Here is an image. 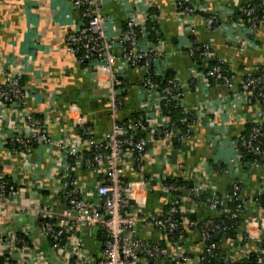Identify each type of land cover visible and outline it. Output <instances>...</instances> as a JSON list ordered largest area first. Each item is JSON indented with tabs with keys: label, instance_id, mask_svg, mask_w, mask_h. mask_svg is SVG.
I'll return each instance as SVG.
<instances>
[{
	"label": "crops",
	"instance_id": "1",
	"mask_svg": "<svg viewBox=\"0 0 264 264\" xmlns=\"http://www.w3.org/2000/svg\"><path fill=\"white\" fill-rule=\"evenodd\" d=\"M199 1L208 9L205 14L215 13L222 17L219 26L208 28L204 22L205 14L200 12L195 16L194 31L187 28L186 21L178 14L176 0H100L99 8L105 17L106 31L111 36L126 26L128 17L139 19L144 11L150 13V10H156L158 38L153 40L148 36V40L163 41L165 48L156 63V75L168 71L174 73L181 90V106L184 112H193L196 118L191 134L182 139L183 145L179 148L163 150L162 130H156L152 134L156 141L149 143L143 159H124L125 179L138 181L161 171L183 177L188 183L184 185L181 196L188 207H191L189 193L185 196L183 191L190 189L189 184L193 180L207 181L219 196L229 194L233 183L239 182V199L244 204L243 219L252 224L248 231L243 229L248 242L239 244L232 239L219 246L223 248L224 255L253 249L255 241L252 232L260 233L264 245V207L258 201V196L264 192V153L260 156L259 165H255L248 159L249 153L245 158L244 147L236 143L243 137L247 126L259 118L258 100L253 95L242 94L239 78L254 73L264 79V21L257 23L250 32L253 45L240 51L239 40L247 31L242 29L239 32L232 22L240 19L237 16L244 13L246 5L254 0ZM73 2L0 0V86L6 83L7 76L20 75L23 87L31 91L22 108L0 105V172L5 180L12 182L17 193L0 206V235L12 232L17 236V231L25 233L31 251L27 255L22 249V242L17 241L11 244L7 255H0L3 257L0 264L31 260L30 257L40 253L50 264H79L74 257L67 258L61 251L49 247L48 238L39 225L41 218L36 214L39 207L62 206L64 202L63 195L55 192L52 183L54 174L64 175L70 171L74 185L83 190V196L96 204L101 203L96 191L88 193V188L94 187L97 182V174L92 169L79 168L74 162L64 159L55 145L39 146L29 152L21 144L22 150L9 148L17 136L23 139L31 137L27 115L45 117L48 120L45 131L54 140L70 142L75 137L84 138L85 135L78 129L80 121H83L86 127L93 130L94 139L103 142L114 123L110 109L113 74L117 75V81L122 84L120 88H123L118 95L122 100L116 116L118 121L137 114L148 95L143 86L144 72L140 67L125 66L119 62L108 67L101 64L97 57L80 62L68 51L69 37L78 26L86 23L84 7L75 6ZM141 36L144 41L146 37ZM205 43L213 47V59L218 62L221 59L223 65L236 74L232 89L223 82H211L209 78L193 74V69L199 64L191 57L189 48L193 44ZM112 51L120 55L124 47L116 44ZM202 72L204 70L200 66L198 73ZM118 88L116 85V92H119ZM162 100L160 96L157 101ZM262 123L264 126V114ZM61 129H64L62 133ZM237 146L241 151L239 164ZM173 150L177 151L174 162L171 157ZM163 158H167L164 165L161 163ZM137 193L145 199L142 213H163L167 210L168 201L160 190L148 189L141 184ZM191 209V214L188 212L186 216L196 221L197 227L183 228L185 235L180 237V241L184 248L198 255L203 249L200 222L220 214L203 202H196ZM98 231V227L81 231L85 251L96 258L103 256L105 241L104 235L98 239ZM136 236L147 242L164 240L159 230L142 222L137 225Z\"/></svg>",
	"mask_w": 264,
	"mask_h": 264
},
{
	"label": "built area",
	"instance_id": "2",
	"mask_svg": "<svg viewBox=\"0 0 264 264\" xmlns=\"http://www.w3.org/2000/svg\"><path fill=\"white\" fill-rule=\"evenodd\" d=\"M100 0H74L75 6H83V18L86 23L80 25L71 34L67 42V49L80 62L92 60L97 57L101 64H106L110 67L113 63L119 62L125 66L140 67L144 72L143 86L148 90V95L140 105V109L135 125H146L147 137L135 138L133 133L137 126L132 123L125 125L121 124L116 119L117 113L121 108L122 100L118 96L123 91L120 88L122 84L117 81L116 74L112 76V100L111 114L114 118V123L111 132L103 142H98L94 139L93 130L86 127L83 121H80L78 129L85 137L73 138L72 141L54 140L50 134L45 131L48 120L39 118L34 115H27L26 122L29 127V139H23L17 136L14 140L21 144L26 151L34 150L39 146L52 144L58 147L60 155L64 159L72 161L79 168L86 167L92 169L98 176L94 187L88 188V193L96 191L101 199V203L96 204L89 201L83 196L82 191L77 188L71 178L70 171L64 175L54 174L52 181L56 194L64 195L62 206L58 204L39 207L36 214L43 219L41 230L44 236L53 238L54 245L52 248L64 253L68 257H74L79 264H221L207 263L205 253H213L215 244H211L206 248V240L214 232L221 230L219 226H213L212 220L204 222L201 228L202 234V251L197 255H193V251L184 248L180 241V237L176 235L177 231L189 227H197V222L188 219L186 213L192 212L196 205L195 197L208 192L209 197L206 204L212 209H221L222 212H229L232 218H238L239 212L244 211V204L237 207V211H231L228 207L229 202L234 198L239 199L241 186L239 182H234L233 192L225 196H219L217 191L207 181L193 180L189 189L188 204H184L181 192L184 186L175 182H168L167 179L172 174L158 172L157 175L142 177L138 181L125 179L124 159L134 158L135 160L143 159L146 155V148L149 143L156 141L152 134L156 130H162L161 146L163 150L173 148V130L171 128L172 121L170 117L163 113L160 102L157 100L160 96L164 99L172 96V90L177 86L176 79L172 81V86L165 89H159L158 85L152 78V72L156 75L155 67L157 61L163 56L165 48L164 42H154L148 40L149 34L146 32L147 22L150 18L149 11H144L141 17H128L126 26L122 28L115 36L109 35L105 27V17L100 12ZM178 6V14L187 23V28L194 31V20L197 13H204L208 10L205 5L199 0H176ZM256 6L252 2L245 7L246 14L250 17V24H246L244 19H235L232 22L234 27L246 29L247 33L241 36L238 49L244 51L247 46L253 45V39L250 38L257 23L263 19L255 15ZM264 12V0L260 6ZM204 22L208 28L219 26L222 22V17L218 14H205ZM141 34L146 37L144 41L140 39ZM142 37V36H141ZM124 47V52L120 55L113 53L114 45ZM197 51L204 57V62L193 69L195 76H203L207 79L213 77L217 82L225 83L230 89L235 85L237 79L236 74L231 70L226 71L222 66H208V60L214 58L215 53L213 47L209 43L193 44L189 48L191 57L194 58ZM221 64L223 62L219 61ZM202 67L204 72L198 73L199 67ZM239 85L242 94L253 95L251 90L260 87V91L255 96L258 100L259 118L255 122V126L248 137L237 139V144H241L248 152L258 156L253 164L259 165L260 156L263 155V147L260 137L263 130V114H264V79L261 76H255L249 73L240 76ZM20 75L7 76L6 83L0 86V105L3 107L12 106L22 108L30 96L31 91L25 89L21 83ZM119 86L116 92L115 86ZM181 97V94H178ZM182 105L181 98L179 99ZM186 119H184L185 121ZM126 126V127H125ZM130 130V131H129ZM64 129H61L62 133ZM132 131V132H131ZM188 137L187 135L185 136ZM184 139V137H183ZM34 142L35 146L32 147ZM133 146L138 153L135 156L134 152L129 149ZM84 148V149H83ZM91 151L92 157H87L85 152ZM237 164L241 156L240 149L236 148ZM137 157V158H135ZM161 163H167V158H163ZM68 169V167H67ZM264 177V176H263ZM143 184L145 188H156L162 192L168 201V208L163 213H142V207L145 206V199L137 193L138 187ZM71 186V189H67ZM14 186H8L7 180L0 172V206L4 204L12 196H16ZM240 200V199H239ZM139 213V214H137ZM182 213V216H179ZM0 214L1 211H0ZM137 215V216H136ZM185 215V216H184ZM244 218V216H243ZM48 219L53 220L49 221ZM142 222L148 226H152L159 230L164 236L163 241L147 242L136 236L137 225ZM252 222L243 219L242 229L248 231ZM100 228L104 230V249L103 256L96 258L85 251L81 240V231L89 228ZM250 232V231H249ZM67 234L68 239L64 245L56 242L63 235ZM251 234V232H250ZM251 236L254 239V247L250 250H240L227 255L225 262H237L244 258H249L252 254L258 256V261L262 262L264 255L263 238L260 233L252 232ZM249 236V237H251ZM245 236L238 234L237 242L243 243ZM20 242L18 237L12 233L0 235V255H7L12 248L11 244ZM22 249L29 255L30 244L22 243ZM206 248V250H205ZM26 259L23 262L14 261L7 264H50L46 257L40 253ZM10 260V259H9Z\"/></svg>",
	"mask_w": 264,
	"mask_h": 264
},
{
	"label": "trees",
	"instance_id": "3",
	"mask_svg": "<svg viewBox=\"0 0 264 264\" xmlns=\"http://www.w3.org/2000/svg\"><path fill=\"white\" fill-rule=\"evenodd\" d=\"M263 0H254L252 1V4L254 6H256V10H255V15L258 16L259 18L263 19L264 21V12L262 9H260V6L262 4ZM150 18L147 22V28H146V32L149 34V37H151V39L155 40L156 38H158L156 30H155V26L156 25V10L152 9L150 10ZM206 16V15H205ZM237 18L240 19H244L246 21V24H250V17L246 14V10L244 13H242L240 16H237ZM198 64H202L204 62V57H202L200 55V51H197L196 55L193 58ZM208 66L210 67H214L217 65H220L223 67V69L226 71L228 69L227 66L220 64L216 59H211L208 60ZM253 75H255L254 73H252ZM256 76V75H255ZM152 78L154 80V82L158 85L159 89H165L167 87L172 86V81L175 80V76L174 73L171 71H168L166 73H164L163 75H155L152 72ZM210 81L212 82L214 80L213 77H209ZM22 83V82H21ZM260 91V87L255 88L254 90H251L253 96L257 95V93ZM178 94H181V90L178 87V85L173 88L172 90V96L164 98L160 104L163 110V113L170 117L171 121H172V130H173V138H172V142H173V147L175 148H179L183 145V137H185L186 135L189 136L191 134V127L193 125V122L196 120L195 118V114L193 112H184L182 106L179 103V99L181 98L180 96H178ZM254 96V97H255ZM36 116V115H35ZM39 117V116H36ZM137 117L138 114H133L132 116H130L129 118L125 119L124 121H120L121 124H125L128 125L129 123H132L133 125L136 124L137 122ZM40 118V117H39ZM184 119H186L184 121ZM137 126L136 130L133 131V133L135 134V138L139 139V138H144L147 137V130H146V125L144 123H142L141 125H135ZM255 126L254 124H249L247 126V130L244 133V137H248L250 135V133L252 132L253 128ZM126 127V126H125ZM264 127V126H263ZM130 131V130H129ZM132 132V131H131ZM155 136H159V134H156ZM260 140L262 142V147L264 146V136L260 137ZM32 147L35 146L34 142L31 144ZM9 148L11 149H17V150H22L24 149L22 146H20V144L16 143L15 140H12V142L9 144ZM135 156H138L137 150L133 147L130 146V148ZM244 152V156L245 158L247 157L248 153L250 154V156L248 157V159L252 162L255 159L258 160V156L254 155L253 153L248 152L246 149H242ZM85 155L87 157H92V153L91 151L85 152ZM7 183L8 186H13L12 182L9 181L8 179ZM70 181H72V177L69 179ZM168 182H175L177 184H180L181 186L186 185L188 182L185 181V179L183 177H178V176H173L170 175L167 179ZM72 187L69 186L67 189H71ZM233 192V187H231L230 189V194ZM209 197V194L207 192L202 193L198 196L195 197V201L198 203H206L207 198ZM64 198V195H63ZM258 201L260 202V204L262 205V207H264V192L258 196ZM241 205L242 206V202L237 199L234 198L231 202H229L228 207L231 209V211H237V207ZM220 215H218V217L215 218H210V220L213 221V226H219L221 231L219 232H214L210 235L209 238H207L205 244H206V248L209 247L211 244H215L216 246L218 245V247L214 249L213 253L211 254H207V252L205 253L206 259H204V262L207 263H221V264H264V255H263V260L262 262L258 261V256L256 254H252L249 258H244L242 260H239L237 262H225V258L227 257L228 254H222V249L221 247H219L220 245L224 244V242L232 240V239H236L238 234H241L243 236L246 237V234L244 233L243 229H242V224H243V213L239 212V217L238 218H232L231 214L229 212H222L221 209H218L217 211ZM179 216H182V213H179ZM185 216V215H184ZM187 217V216H185ZM49 221H53L48 219ZM42 222H44V220L40 219L39 220V225H42ZM204 221L200 222L199 226L202 228L204 225ZM201 231V230H200ZM17 236L19 237L20 242L22 243H26V244H30V241L27 237V235H25V233L21 232V231H17ZM185 233L182 229L178 230L176 235L179 237H182L183 234ZM104 235V230L99 228V231L96 233V236L98 237V239H101L102 236ZM215 235H219V239L215 238ZM48 238V244L49 247L54 245V240L51 237H47ZM68 239V235L65 234L63 235L58 241V243L64 245L66 243ZM248 242V239H245V241L243 243ZM21 243V244H22ZM205 248V250H206ZM104 249V248H103ZM225 250L228 252V249Z\"/></svg>",
	"mask_w": 264,
	"mask_h": 264
},
{
	"label": "water",
	"instance_id": "4",
	"mask_svg": "<svg viewBox=\"0 0 264 264\" xmlns=\"http://www.w3.org/2000/svg\"><path fill=\"white\" fill-rule=\"evenodd\" d=\"M162 99H163V98H162ZM176 156H177V151H176V150H173V151L171 152V157H172V161H173V162L176 160ZM246 165H248V164H246ZM191 186H192V185L189 184V187H191ZM188 193H189V190H188V188H186V189L183 191V194L186 196V195H188ZM192 217H195V215L192 214ZM215 238H216V239H219V235H215ZM2 259H3V257L1 256V257H0V262H2Z\"/></svg>",
	"mask_w": 264,
	"mask_h": 264
}]
</instances>
